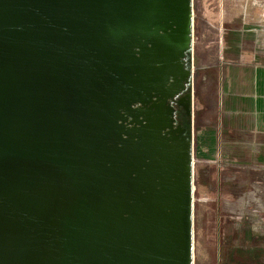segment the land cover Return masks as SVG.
Segmentation results:
<instances>
[{"label": "water", "instance_id": "95a60500", "mask_svg": "<svg viewBox=\"0 0 264 264\" xmlns=\"http://www.w3.org/2000/svg\"><path fill=\"white\" fill-rule=\"evenodd\" d=\"M192 0H0V264H194Z\"/></svg>", "mask_w": 264, "mask_h": 264}, {"label": "rangeland", "instance_id": "374dc122", "mask_svg": "<svg viewBox=\"0 0 264 264\" xmlns=\"http://www.w3.org/2000/svg\"><path fill=\"white\" fill-rule=\"evenodd\" d=\"M235 1L192 0V45L188 59L193 94L190 133L194 264L203 260L215 264L217 260L219 217L223 214L220 132L226 85L234 71L250 65L246 61L251 57L264 64V0H252L255 11H260L255 24L258 28L252 31L234 30Z\"/></svg>", "mask_w": 264, "mask_h": 264}, {"label": "crops", "instance_id": "0c3cea01", "mask_svg": "<svg viewBox=\"0 0 264 264\" xmlns=\"http://www.w3.org/2000/svg\"><path fill=\"white\" fill-rule=\"evenodd\" d=\"M254 7L252 0L235 1L234 30H257ZM250 59L234 71L223 102V214L215 264H264V64Z\"/></svg>", "mask_w": 264, "mask_h": 264}, {"label": "flooded vegetation", "instance_id": "af4514ba", "mask_svg": "<svg viewBox=\"0 0 264 264\" xmlns=\"http://www.w3.org/2000/svg\"><path fill=\"white\" fill-rule=\"evenodd\" d=\"M186 61H187V64H188V55L186 57ZM177 120H182L183 121V124L185 125H190V122L187 120V118L184 116L183 112L180 110V108H177L176 109V114H175Z\"/></svg>", "mask_w": 264, "mask_h": 264}]
</instances>
